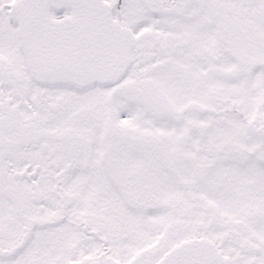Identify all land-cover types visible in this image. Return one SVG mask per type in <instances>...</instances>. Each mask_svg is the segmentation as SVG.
Wrapping results in <instances>:
<instances>
[{
	"label": "snow or ice",
	"instance_id": "6c2138e0",
	"mask_svg": "<svg viewBox=\"0 0 264 264\" xmlns=\"http://www.w3.org/2000/svg\"><path fill=\"white\" fill-rule=\"evenodd\" d=\"M0 264H264V0H0Z\"/></svg>",
	"mask_w": 264,
	"mask_h": 264
}]
</instances>
